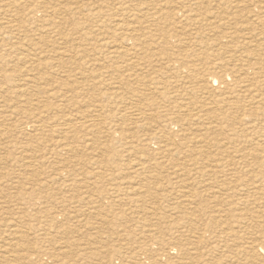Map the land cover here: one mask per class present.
Returning <instances> with one entry per match:
<instances>
[{
    "label": "rangeland",
    "instance_id": "374dc122",
    "mask_svg": "<svg viewBox=\"0 0 264 264\" xmlns=\"http://www.w3.org/2000/svg\"><path fill=\"white\" fill-rule=\"evenodd\" d=\"M244 1L0 0V264H264L248 245L264 200L219 218L205 191L256 151L247 170H264V106L234 109L255 62L243 34L264 40V3Z\"/></svg>",
    "mask_w": 264,
    "mask_h": 264
},
{
    "label": "bare ground",
    "instance_id": "6f19581e",
    "mask_svg": "<svg viewBox=\"0 0 264 264\" xmlns=\"http://www.w3.org/2000/svg\"><path fill=\"white\" fill-rule=\"evenodd\" d=\"M73 1V0H72ZM75 1V0H74ZM109 1V0H108ZM194 1H197V0H194ZM3 2V1H2ZM260 3H264V0H262V2H260ZM6 4V3H5ZM110 4V3H109ZM203 4V3H202ZM259 2H256V0H245L244 1V3L242 4L241 2L240 3H236V7H238L239 6V9H242V8H244V9H242L241 11H239L238 13H242V12H245V11H250L249 10V6H251V5H255V7L256 8H258L259 10L261 9L260 7H259V5H261V4H259ZM79 5V4H78ZM205 5H210V4H208V3H205L204 5H200V6H198L197 8H196V11L197 12H202L206 7H205ZM84 6V5H83ZM222 6H225V7H227V6H229L228 4H222ZM77 7H79V6H77ZM208 7V6H207ZM81 8V7H80ZM227 9H228V7H227ZM152 10V9H151ZM258 10V11H259ZM6 11H9V10H6ZM51 11V10H50ZM165 11V10H164ZM163 11V12H164ZM209 11V9H206V11L205 12H208ZM48 12V11H47ZM43 13V12H42ZM187 13H189V12H187ZM175 14V13H174ZM205 14V13H204ZM53 15V17L54 18H59V16H61L62 14H60V12H56L55 13V11H54V13L52 14ZM182 15V14H181ZM191 15V14H190ZM193 15V14H192ZM198 15V14H197ZM229 15V14H228ZM239 15H241V14H239ZM260 15H262L263 17H264V9H261L259 12H258V15L257 16H255V17H257V18H260ZM183 16V15H182ZM241 16H243V15H241ZM172 17V16H171ZM174 17V16H173ZM251 18V17H250ZM46 19V18H45ZM171 19V18H170ZM169 18L167 19V20H170ZM7 20V19H6ZM50 20V19H49ZM48 20V21H49ZM60 20H61V18H60ZM205 20V19H204ZM204 20L202 21V25H203V23H204ZM51 21V20H50ZM57 21V20H56ZM90 21V20H89ZM213 21V20H212ZM251 21V20H250ZM201 21L199 20V21H197L195 24L196 25H201V23H200ZM13 23V22H12ZM14 23L15 24H17V21H14ZM55 23V22H54ZM117 23V22H116ZM136 23V22H135ZM210 23V28H213L214 26L213 25H211V22H209ZM9 24V23H8ZM92 24V23H91ZM129 24H131V23H129ZM5 25V24H4ZM3 25V26H4ZM7 25V24H6ZM60 25V24H59ZM142 25V24H141ZM147 25V24H146ZM151 25V24H150ZM172 25H174L173 23H172ZM238 25V24H237ZM12 26H16L17 28H22V26L21 25H12ZM57 26V25H56ZM55 26V27H56ZM118 26V25H117ZM117 26H115L116 27V29H117ZM244 26V25H243ZM118 27H120V29H123L124 27H126V25H124V24H119V26ZM162 27V26H161ZM163 27H164V25H163ZM258 27H261V26H258ZM58 28H60V26H58ZM164 28H166V27H164ZM115 30V29H114ZM98 31V30H97ZM101 31V30H100ZM117 31V30H116ZM130 31V30H129ZM14 32V31H13ZM80 32H82V31H80ZM233 32V31H232ZM5 33V32H4ZM124 33V32H123ZM8 34V33H7ZM97 34V33H96ZM136 34V33H135ZM6 35V34H5ZM105 35V34H104ZM94 36V35H93ZM96 36V35H95ZM168 36V35H167ZM79 37V36H78ZM163 37V36H162ZM165 37V36H164ZM259 39H258V41H256V42H258V43H256V42H254L255 41V38H256V36H252L251 37V35H250V33L248 34V33H245V34H243V41H244V43H245V45H246V49H247V51L249 52L248 53V57L249 58H251V59H253L255 62H254V64H253V67H250V68H248V69H250V74L253 76V78L251 79L252 80V82L248 85V86H246V88H245V91L243 92L244 94H243V100H244V103L245 104H243V105H240L239 107L237 106V104L235 105V108L234 109H238V110H240V111H244L245 113L247 112V114H248V116H251V117H254L253 115H256L258 112H259V110H260V107H262V106H264V97H262L261 95L259 96L257 93H259L261 90L259 89V87H264V51L263 50H261V48H262V46H263V43H264V40H263V34H259ZM17 38V37H16ZM124 40H122V42H126L127 40L126 39H130V40H134V37H128V36H126V37H122ZM138 38H139V36H138ZM136 39V38H135ZM217 39V38H216ZM86 40L88 41V38L86 37ZM86 40H83L84 42H86ZM157 40V39H156ZM14 41H16L15 39H14ZM93 41V40H92ZM136 41H137V39H136ZM158 41V40H157ZM4 42H6V41H4ZM18 42V41H17ZM7 43H9V42H7ZM16 43V42H15ZM75 43V42H74ZM115 43V42H114ZM137 43V42H136ZM135 43V44H136ZM117 44V43H116ZM133 45V46H136V45ZM204 45V44H203ZM211 44H206V47L207 46H210ZM132 46V45H131ZM141 46V45H140ZM13 47V46H12ZM121 47V46H120ZM215 47H216V45H215ZM21 48V47H20ZM24 48V47H23ZM22 48V49H23ZM121 48H123V47H121ZM125 48V47H124ZM219 48V47H218ZM109 49H111V48H109ZM187 49V48H186ZM121 50V49H120ZM123 50V49H122ZM125 50V49H124ZM128 50V49H127ZM15 51V50H14ZM67 51V50H66ZM97 51V50H96ZM110 51V50H109ZM184 51V50H183ZM21 52V51H20ZM55 52V51H54ZM117 52V51H116ZM233 52H235V51H233ZM99 53V52H98ZM71 55V54H70ZM131 55V54H130ZM237 55V54H236ZM243 55V54H242ZM74 56V55H73ZM98 56V55H97ZM235 56V55H234ZM238 56V55H237ZM240 56V55H239ZM118 57V56H117ZM239 58V57H238ZM111 59V58H110ZM131 59V58H130ZM32 60H34V59H32ZM40 60V59H39ZM113 60V59H112ZM118 60H121V59H119V57H118ZM132 60V59H131ZM35 61V60H34ZM36 61H38V60H36ZM109 61V60H108ZM115 61V60H114ZM128 61V60H127ZM133 61V60H132ZM30 62V61H29ZM32 62V61H31ZM59 62V61H58ZM67 62V61H66ZM102 62V61H101ZM190 62V61H189ZM194 62V61H193ZM251 62V61H250ZM98 63H100V62H98ZM105 63H107V62H105ZM114 63V62H113ZM34 64V63H33ZM52 64V63H51ZM59 64V63H58ZM69 64V63H68ZM101 64V63H100ZM194 64V63H193ZM142 65V64H141ZM140 65V66H141ZM209 65V64H208ZM29 66H31V65H29ZM34 66V65H33ZM135 66V65H134ZM39 67V66H38ZM194 67V66H193ZM30 68V67H29ZM52 68V67H51ZM111 68V67H110ZM140 70V69H139ZM22 71V70H21ZM114 71V70H113ZM140 71H142V70H140ZM227 71V70H226ZM143 72V71H142ZM145 72V71H144ZM101 74V73H100ZM119 74V73H118ZM103 75H104V71H103ZM143 75V74H142ZM78 77V76H77ZM20 78V77H19ZM9 79V78H8ZM17 79V78H16ZM22 79V78H21ZM250 79V78H249ZM166 81V80H165ZM20 83V82H19ZM25 83H26V81H25ZM146 83V82H145ZM203 83V82H202ZM248 83H249V81H248ZM27 84V83H26ZM153 84V83H152ZM166 84V83H165ZM23 85V84H22ZM144 85V84H143ZM162 85V84H161ZM164 85V84H163ZM162 85V86H163ZM75 86V85H74ZM74 86H73V89H74ZM141 87V86H140ZM151 87V86H150ZM153 87V86H152ZM163 87H165V85L163 86ZM188 88V87H187ZM58 89V88H57ZM72 89V90H73ZM178 89V88H177ZM20 90V89H19ZM172 91V90H171ZM18 92V91H17ZM139 93H142V92H140L139 91ZM17 94V93H16ZM35 94V93H34ZM179 94H181L180 92H179ZM205 94V93H204ZM37 95V94H36ZM60 95V94H59ZM136 95V94H135ZM142 95V94H141ZM65 96V95H64ZM156 96V95H155ZM172 96V95H171ZM186 96V95H185ZM190 96V95H189ZM207 96V95H206ZM114 97V96H113ZM157 97H158V95H157ZM188 97V96H187ZM159 98V97H158ZM34 99V98H33ZM89 99V98H88ZM144 99V98H143ZM171 99H172V97H171ZM28 100H30V99H28ZM92 100V99H91ZM135 100H136V98H135ZM32 101H34V100H32ZM36 101V100H35ZM174 101V100H173ZM111 102H113V101H111ZM134 103H136V102H134ZM176 103H177V101H176ZM181 103V102H180ZM26 104V103H25ZM129 104V103H128ZM233 104V103H232ZM37 105V104H36ZM40 106V105H39ZM185 106V105H184ZM257 106V107H256ZM34 107V106H33ZM191 107V106H190ZM183 109V108H182ZM210 109H211V107H210ZM133 111V110H132ZM211 111V110H210ZM214 111V110H213ZM222 111V110H221ZM191 112H193V111H191ZM197 112V111H196ZM196 112H194L195 114H196ZM206 112V111H205ZM212 112V111H211ZM118 113V112H117ZM183 114H184V112H182ZM193 113V114H194ZM262 113V112H261ZM264 113V112H263ZM130 114V113H129ZM128 114V115H129ZM144 114V113H143ZM147 114V113H146ZM145 114V115H146ZM179 114V113H178ZM136 115V113L134 114V116ZM138 115H139V113H138ZM141 115V114H140ZM147 115H150L149 113L147 114ZM186 115H188V114H186ZM197 115V114H196ZM233 115V114H232ZM246 115V114H245ZM137 116V115H136ZM135 116V117H136ZM153 116V115H152ZM157 116V115H156ZM257 116V115H256ZM93 117V116H92ZM119 117V116H118ZM131 117V116H130ZM146 117V116H145ZM151 117V116H150ZM155 117V116H154ZM186 117V116H185ZM258 117V116H257ZM123 118V117H122ZM126 118V117H125ZM96 119H97V117H96ZM99 119V118H98ZM109 119V118H108ZM128 119V118H127ZM172 119V118H171ZM236 119V118H235ZM263 119V118H262ZM76 120H78V119H76ZM92 120H94V119H92ZM104 120V119H103ZM130 120V119H129ZM182 120V119H181ZM264 120V119H263ZM31 121V120H30ZM236 121V120H235ZM240 121V120H239ZM238 121V122H239ZM58 122V121H57ZM75 122V121H74ZM101 122H102V120H101ZM159 122V121H158ZM181 122V121H180ZM42 124H40V122H35V123H32V122H30V124L32 125V127L33 128H36V127H40V125H43V122H41ZM79 123H81V122H79ZM84 123V122H83ZM70 124V123H69ZM69 124H67V125H69ZM76 124H77V122H76ZM75 124V125H76ZM87 124V123H86ZM116 124V123H115ZM138 124H139V122H138ZM160 124V123H159ZM167 124V123H166ZM174 124V123H173ZM25 125V124H24ZM66 125V124H65ZM210 125V124H209ZM234 125V124H233ZM232 125V126H233ZM50 126V125H49ZM52 126V125H51ZM57 126V125H56ZM70 126V125H69ZM207 126V125H206ZM215 126V125H214ZM27 127H29V125L27 126ZM53 127V126H52ZM58 127V126H57ZM62 127V126H61ZM217 127V126H216ZM4 128V127H3ZM22 128V127H21ZM186 128V127H185ZM236 128H237V126H236ZM2 130V129H1ZM6 130V129H5ZM37 130V129H36ZM208 130H209V128H208ZM235 130V129H234ZM3 131V130H2ZM94 131V130H93ZM201 131H203V130H201ZM220 131V130H219ZM227 131V130H226ZM31 132V131H30ZM33 132V131H32ZM63 132V131H62ZM67 132V131H66ZM78 132V131H77ZM21 133V132H20ZM205 133V132H204ZM3 134H5L4 132H3ZM34 134V133H33ZM68 135V134H67ZM190 135H192V134H190ZM204 135V134H203ZM202 135V136H203ZM27 136V135H26ZM164 136V135H163ZM193 136V135H192ZM220 136V135H219ZM168 138H170V136L168 137ZM189 138V137H188ZM228 138V137H227ZM201 139V138H200ZM180 140H182V139H180ZM204 140V139H203ZM177 141V140H176ZM179 141V140H178ZM205 141V140H204ZM6 142V141H5ZM173 142V141H172ZM197 142H201V141H197ZM190 143V142H189ZM202 143V142H201ZM201 143H200V145H201ZM162 144V143H161ZM176 144V143H175ZM193 144V143H192ZM199 144V143H198ZM55 145V144H54ZM259 146V145H258ZM261 147V146H260ZM72 151H74V150H72ZM210 151V150H209ZM238 151V150H237ZM181 152H182V150H181ZM208 152V151H207ZM133 153V152H132ZM139 154V153H138ZM132 155V154H131ZM206 155V154H205ZM216 155H218V154H216ZM227 155V154H226ZM255 155H259V153L256 151V153H251V154H249L248 156H243L242 157V160H243V163H242V165L241 166H239V169H236V171L234 172V174H224L223 175V178H225V182H227V184L226 183H218L217 181H216V178L213 180V181H211L208 177H211V176H208L207 177V174L206 173H203V175H202V178H205V177H207V179H206V181L207 182H209V184H212L211 185V187H209V188H207L205 191L207 192V193H209V194H214V196H217V195H221V197L220 198H217V197H215V198H217V199H215L214 200V202H213V204H215V206L216 207H220L221 209H220V211L218 212V217L220 218V217H224L227 213H229V212H234V211H237L236 210V207H244V208H253V206L254 205H257V204H259V203H263L262 202V200H264V170L263 171H257L258 172V174L256 173V172H254V171H252V168L251 169H249L250 171H248L247 170V168H249V164H248V162H247V158H251L252 156L254 157ZM166 156H168V155H166ZM179 156H181V155H179ZM229 157V156H228ZM235 157V156H234ZM224 158V157H223ZM237 158V157H236ZM236 158H234V159H236ZM135 160V159H134ZM140 160V159H139ZM145 160V159H144ZM151 160V159H150ZM200 160V159H199ZM252 160V159H251ZM147 161V160H146ZM260 161V160H259ZM133 162V161H132ZM143 162V161H142ZM174 162V161H173ZM251 162H253V161H251ZM91 163V162H90ZM135 163V165H136V161L134 162ZM254 163V162H253ZM215 164V163H214ZM256 164V163H255ZM254 164V165H255ZM139 165H140V163H139ZM139 165H137V167L139 166ZM177 165V164H176ZM226 165V164H225ZM257 165V164H256ZM32 166V165H31ZM141 166V165H140ZM178 166V165H177ZM185 166H186V164H185ZM180 167V166H179ZM28 168H30V167H28ZM32 168V167H31ZM35 168V167H34ZM136 168V167H135ZM79 169V168H78ZM170 169V168H169ZM230 169V168H229ZM82 170V169H81ZM183 170V169H182ZM181 170V171H182ZM187 170V169H186ZM193 170V169H192ZM198 171V170H197ZM201 171V170H200ZM249 172V174H251L252 176H251V179L249 180V181H247V182H244V178L243 177H241V178H236V176H237V173H244V172ZM184 172V171H183ZM186 172V171H185ZM192 172V171H191ZM204 172V171H203ZM230 172V171H229ZM140 173V172H139ZM193 173V172H192ZM177 175V174H176ZM188 176V175H187ZM186 178V177H185ZM212 178V177H211ZM204 180V179H203ZM179 181H180V178H179ZM178 181V182H179ZM205 181V182H206ZM186 182V181H185ZM194 182V181H193ZM200 182V181H199ZM88 187V186H87ZM214 187H216L217 188V190L215 191L214 190ZM203 192V191H202ZM89 193V192H88ZM85 198V197H84ZM82 201V200H81ZM135 201H129V203H134ZM81 203V202H80ZM86 203H88V204H86ZM85 204L87 205V206H90V205H94V202H86ZM120 203V202H119ZM131 206V214H134V212H135V203L134 204H131L130 205ZM263 207V206H262ZM88 209V208H87ZM92 211H94V210H92ZM3 212V211H2ZM90 212H91V210H90ZM227 216H231V214H228ZM254 220V219H253ZM264 220V219H263ZM241 220H238L237 221V223L236 224H238L239 222H240ZM191 222H193V221H191ZM235 224V225H236ZM241 224H243V222L241 223ZM249 224V223H248ZM248 226V225H247ZM99 230V229H98ZM230 228H228V232H225V235H228L229 237L230 236H232V237H234L233 235L234 234H237L236 232H235V230H231ZM261 231H259L258 230V232H264V229H260ZM231 233H233V235H231ZM197 234V236H201L202 235V232H200V233H196ZM126 235V234H125ZM124 235V236H125ZM11 236H12V234H11ZM261 236H263V238H264V234H262ZM242 237V236H241ZM204 238V235H202L201 236V239H203ZM252 238H254V237H252ZM234 239H239L238 237L237 238H234ZM241 241V240H240ZM253 241V240H252ZM241 243H242V241H241ZM243 244V243H242ZM247 244V243H246ZM95 246H96V244H94ZM248 245H250V247L249 248H253V249H259L260 251H263V249H264V241L262 242V243H258V242H255V241H253V242H250V244H248ZM63 251V250H62ZM173 251V254L175 255L176 254V250H172V249H170L169 250V253L170 252H172ZM120 253V252H119ZM234 253H236V255L238 256V255H241V256H243V257H245L244 255H246L247 254V250L244 248V247H239V248H237L236 247V249H234ZM127 254H129L128 256H129V258H134L135 259V255L134 256H132V253L131 252H129V250H128V253ZM179 254V253H178ZM142 255H145V254H140V255H138L139 257H141ZM48 260V259H47ZM247 260V262H248V264H254V260H252V261H250L249 259H246ZM53 261V260H52ZM125 261V260H124ZM139 261V260H138ZM57 263V262H56ZM133 263V262H132ZM135 263V262H134ZM110 264H114V263H110Z\"/></svg>",
    "mask_w": 264,
    "mask_h": 264
}]
</instances>
